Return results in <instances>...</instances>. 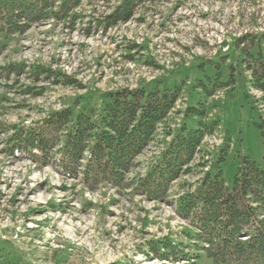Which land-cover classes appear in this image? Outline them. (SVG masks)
Returning a JSON list of instances; mask_svg holds the SVG:
<instances>
[{
	"label": "rangeland",
	"instance_id": "obj_1",
	"mask_svg": "<svg viewBox=\"0 0 264 264\" xmlns=\"http://www.w3.org/2000/svg\"><path fill=\"white\" fill-rule=\"evenodd\" d=\"M118 2L82 0L73 20L0 34V264H213L192 236L196 229L177 214V200L220 156L228 187L244 158L263 163L256 123L264 121V101L241 60L259 43L264 54V0L143 4L129 21L108 27ZM218 71L223 82L233 73L235 84L211 95L196 87L202 80L209 88ZM155 86L179 88V96L129 179L146 174L182 126L213 124L166 202L107 184L90 190L9 141L56 111L98 112L103 93ZM189 107L202 116L187 115ZM160 245L168 259L156 253Z\"/></svg>",
	"mask_w": 264,
	"mask_h": 264
},
{
	"label": "trees",
	"instance_id": "obj_2",
	"mask_svg": "<svg viewBox=\"0 0 264 264\" xmlns=\"http://www.w3.org/2000/svg\"><path fill=\"white\" fill-rule=\"evenodd\" d=\"M81 1L0 0V34H21L50 19L73 20L71 13ZM163 1L167 0H119L105 18L106 26L129 21L143 4ZM258 39L264 43V33ZM260 47L261 43L256 53L245 50L241 63L250 73V85L262 93L264 101V54ZM221 78L218 71L215 83L209 79V88L202 80L196 87L203 86L211 95L217 88L235 84L233 73L228 81ZM179 92V88L155 86L103 93L98 112L94 106H86L76 115L72 108L56 111L41 125L16 131L9 141L29 150L35 163L43 166L54 162L62 176L77 178L90 190L107 184L117 190L131 189L150 201L166 202L172 183L190 170L213 124L200 122L191 129L182 126L146 174L134 179L128 176ZM192 114L202 116L203 111L189 107L187 115ZM256 126L263 141L262 165L244 158L232 187H228L222 171L225 158L220 156L196 188L180 195L176 203L177 214L196 229L192 236L213 264H264V121ZM162 248L167 245L156 247V253L168 259L170 255Z\"/></svg>",
	"mask_w": 264,
	"mask_h": 264
}]
</instances>
